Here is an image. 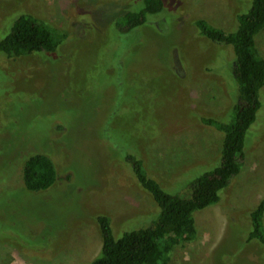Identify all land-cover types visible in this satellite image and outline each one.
Instances as JSON below:
<instances>
[{
  "label": "rangeland",
  "instance_id": "374dc122",
  "mask_svg": "<svg viewBox=\"0 0 264 264\" xmlns=\"http://www.w3.org/2000/svg\"><path fill=\"white\" fill-rule=\"evenodd\" d=\"M141 3L0 0V34L32 13L68 36L55 53L0 52V264H90L102 248L99 216L111 218L117 237L151 225L159 206L128 155L171 193L220 166L222 135L204 119L233 117L234 54L195 21L235 30L249 0H165L149 23L119 31V9ZM257 43L264 56V29ZM261 98L240 173L221 202L194 214L198 236L168 264H264V245L236 229L249 230V211L264 197V88ZM34 152L57 167L44 191L20 179Z\"/></svg>",
  "mask_w": 264,
  "mask_h": 264
},
{
  "label": "trees",
  "instance_id": "16d2710c",
  "mask_svg": "<svg viewBox=\"0 0 264 264\" xmlns=\"http://www.w3.org/2000/svg\"><path fill=\"white\" fill-rule=\"evenodd\" d=\"M142 1L137 7H121L116 27L128 33L149 23L150 16L168 9L165 0ZM238 12V26L230 30L215 25L208 19L195 21L199 33L212 42L231 47L233 59L230 71L239 94L232 107L233 117L228 121L214 118L204 122L215 127L223 138L220 166L205 171L179 192L171 193L148 175L142 159L128 155L127 161L139 183L150 192L159 206L158 217L151 225L124 231L115 236L111 218H97L102 236V248L90 264H168L174 248L193 241L199 233L194 214L221 202V192L232 184L245 164L246 137L258 119L263 106L264 56L257 35L264 29V0H249ZM0 34V52L9 58L36 53H55L68 38L67 34L32 13H22ZM20 179L30 191H44L55 185L58 171L54 160L42 152L29 154L21 165ZM249 230L237 227L246 241L257 240L264 245V197L249 211Z\"/></svg>",
  "mask_w": 264,
  "mask_h": 264
}]
</instances>
